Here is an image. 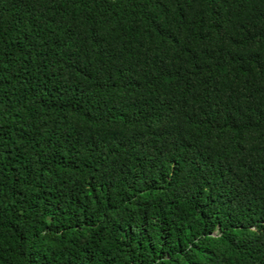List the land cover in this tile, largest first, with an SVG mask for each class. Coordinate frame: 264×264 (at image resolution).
<instances>
[{
  "label": "trees",
  "instance_id": "obj_1",
  "mask_svg": "<svg viewBox=\"0 0 264 264\" xmlns=\"http://www.w3.org/2000/svg\"><path fill=\"white\" fill-rule=\"evenodd\" d=\"M0 264H264V0H0Z\"/></svg>",
  "mask_w": 264,
  "mask_h": 264
}]
</instances>
